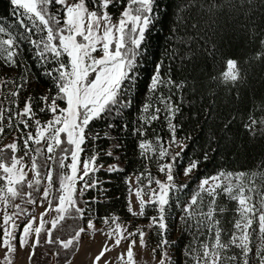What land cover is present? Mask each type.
Here are the masks:
<instances>
[{
    "label": "snow or ice",
    "instance_id": "1",
    "mask_svg": "<svg viewBox=\"0 0 264 264\" xmlns=\"http://www.w3.org/2000/svg\"><path fill=\"white\" fill-rule=\"evenodd\" d=\"M223 7L248 9L235 21L254 45L243 60L225 50L228 23L202 26L192 15ZM9 8L11 22L0 20V139L10 137L0 144V264L25 248L27 264H36L45 245L58 264H70L82 235L96 234L102 241L94 255L85 252L90 264H134V245L149 237L155 264H173L170 217L188 236L178 264H264V159L256 170L215 163L237 119L248 139L264 141V98L222 116V135L209 129L199 144L191 135L217 120L215 93L209 101L201 77L239 101L251 66L264 65V27L248 18L252 4L178 0L141 99L146 39L168 5L162 12L160 0H9ZM113 178L127 189L123 215L105 187ZM66 227L73 234H57Z\"/></svg>",
    "mask_w": 264,
    "mask_h": 264
},
{
    "label": "trees",
    "instance_id": "2",
    "mask_svg": "<svg viewBox=\"0 0 264 264\" xmlns=\"http://www.w3.org/2000/svg\"><path fill=\"white\" fill-rule=\"evenodd\" d=\"M223 3L224 0H221ZM234 3L241 4L245 0H233ZM252 4L251 12L249 13V19L255 22L258 26L264 27V0H248ZM163 12V5H168L167 15H162L160 23L148 34L146 39V54L142 58L141 62V72L135 88V95L137 99L142 98V93L144 91L147 78L153 70V61L157 60L167 47L166 41L171 37L169 35L168 29L172 27V21L175 19V16L172 13L175 11V5L178 3V0H160ZM243 12H248V9L245 8ZM243 12H237L234 9L227 7L220 8L216 11L215 15L204 13H198L193 10L192 15L197 16L202 26L212 25V21H217L218 24L223 25L225 23L229 24L228 34L224 38V47L225 50L235 57L240 58L241 60L248 54H250L254 45L249 42L248 37L245 31L236 26L235 21H243L245 16ZM12 14L9 8V0H0V20H7L11 22ZM31 64V60H29ZM222 63L216 65L215 70L218 71L222 68ZM201 81L204 85L206 92L208 93V100L210 101L213 97L211 93H215L216 107L215 111L217 114V120L215 122L208 121L205 123L203 131L201 132L199 128L196 131L191 132V135L198 137L196 143L199 144L201 141H206L209 135V129L214 131L217 136L222 135L221 129L219 126V119L228 114L235 108H239L241 111H245L251 108L252 101L255 100L257 103L261 98H264V65L255 63L249 69V76L247 85L240 89V98L239 101L236 99V93L233 91L229 94L227 89L218 88L213 82L208 81L201 77ZM29 87L35 91H40L39 82H33ZM2 98V95H1ZM0 98V99H1ZM208 101H206L207 103ZM187 111L185 116H187ZM240 121H237L232 124L231 130L225 134V142H228L230 147L226 155L217 154L215 156V163L220 167H226L229 169H251L256 170L254 166L260 165L264 156V141H261L259 138L256 140H250L245 135L244 131L239 127ZM187 128H191V124L186 125ZM214 170L213 165H209L208 168L204 169L205 172L211 173ZM105 176H101V179H105ZM108 188L109 195L113 198L111 206L116 210L122 212V205L124 199L127 196V189L123 183L113 178L111 185H105ZM178 211V210H177ZM103 212V209H102ZM139 222H147L146 220L138 219ZM136 221V222H137ZM170 221V236L169 239L176 243L177 254L173 257V264H178L177 257L183 259L180 255L181 246L187 242L188 236L181 233L178 230L176 220L173 217L169 218ZM64 223V222H62ZM67 225H73V221L68 220ZM62 235L64 238H67L68 235L73 234L69 228H65L62 233H57ZM149 244L155 246V237L148 238ZM58 247V246H56ZM47 252L48 255H43ZM159 256V251L156 252ZM16 255V253H15ZM61 255L63 257V250H61ZM53 261L54 264H58L57 258L51 255L50 248L45 245L43 248H38L36 250V264H46L47 260ZM15 260V258H14ZM13 260V262H14Z\"/></svg>",
    "mask_w": 264,
    "mask_h": 264
},
{
    "label": "rangeland",
    "instance_id": "3",
    "mask_svg": "<svg viewBox=\"0 0 264 264\" xmlns=\"http://www.w3.org/2000/svg\"><path fill=\"white\" fill-rule=\"evenodd\" d=\"M9 75H13V74L9 72ZM4 91H6V89H4ZM1 95L3 98V91H0V98ZM9 139H10L9 136H5L3 139H0V144L9 142ZM38 210L39 209H37V211ZM136 223L138 225H143L146 224L147 222L137 221ZM101 241H102V237L99 234H96L94 239L91 241H89L88 236L82 235L79 244V251L73 253L74 258L71 260L70 264H90V260L85 256V252L90 251L94 255L98 251ZM122 247H126V246H122ZM153 247L154 246L149 244L148 239L146 240V245L143 248H141V246L137 242V244L134 245V264H155V261L159 259V256L156 253L155 257H153L152 254ZM120 250L122 249H117L116 251L108 252L106 255L115 257L117 255V252ZM27 251H28L27 248H25L23 252L17 249L14 262L17 261V264H27ZM46 264H54V263L50 258L49 260H47Z\"/></svg>",
    "mask_w": 264,
    "mask_h": 264
},
{
    "label": "crops",
    "instance_id": "4",
    "mask_svg": "<svg viewBox=\"0 0 264 264\" xmlns=\"http://www.w3.org/2000/svg\"><path fill=\"white\" fill-rule=\"evenodd\" d=\"M13 264H17V261H15Z\"/></svg>",
    "mask_w": 264,
    "mask_h": 264
}]
</instances>
